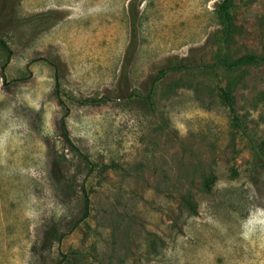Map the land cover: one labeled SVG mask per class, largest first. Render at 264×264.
Listing matches in <instances>:
<instances>
[{"label":"rangeland","instance_id":"rangeland-1","mask_svg":"<svg viewBox=\"0 0 264 264\" xmlns=\"http://www.w3.org/2000/svg\"><path fill=\"white\" fill-rule=\"evenodd\" d=\"M221 1H13L0 27V264H264V166L250 142H264V64H219ZM232 9L243 29L230 56L264 54V0ZM175 60L184 67L154 82ZM57 76L94 170L61 137Z\"/></svg>","mask_w":264,"mask_h":264},{"label":"trees","instance_id":"trees-1","mask_svg":"<svg viewBox=\"0 0 264 264\" xmlns=\"http://www.w3.org/2000/svg\"><path fill=\"white\" fill-rule=\"evenodd\" d=\"M5 1L6 2H4L0 6V27L3 25L12 24L13 22V17H12L13 14L11 15L10 11L11 13L13 12L12 10H10V8H12L14 0H5ZM234 2L235 0H222L217 5V13H218L220 22L223 25V28H222L223 42H224V45L227 51L225 53L218 54V62L221 66H223L228 71H235L236 69H239L244 65L264 64V54L260 55L254 52H247L243 54L242 56L238 58H234V59L232 56H230V53H229L230 45L232 44V42L235 41V37L237 35L242 34V29H243V27L238 25L235 21L236 17L232 9ZM131 17L133 21L132 23L133 29H134V32H136V27H135L136 26L135 25L136 16L135 14H132ZM0 45L3 48H7L6 42L1 37H0ZM135 49H136V41H133L129 47V52H128L126 63H125V70L123 72V77L127 74V65L129 64L131 57H132V53ZM184 64L185 63L182 60H175L172 63L167 64L166 66L160 69L159 77L154 82H156L160 77L164 76L169 70L183 68ZM56 79H57V82H56L57 98L59 100V103L63 106V108H65V112L60 122V132H61V137L63 139V142L66 145L67 149H69L70 151L76 154L81 155L87 161V163L90 164L91 169L94 170L96 167L95 162H93L90 159L88 154L84 153L80 149V147L75 143V141L73 140L70 134L69 128L67 126V121H66V118L68 117L70 113V108L68 107L66 101H64V99L62 98L58 76L56 77ZM220 91H221L223 102L225 103V105H227L230 108L231 112L233 113L234 125L239 130H243V122L235 109V98L231 90V86L228 85L226 87H220ZM123 92L125 95L127 96L129 95L127 91L123 90ZM151 98H152V95H148L147 99L149 101H151ZM106 99L107 97L104 96L100 99H87L85 100V102L100 103ZM150 104H153V103L150 102ZM250 142H251V147L253 150L254 162L256 164H259V165L261 164V166H264V142L258 143L256 140H253V139H251ZM53 166H54V171L56 175L58 176L61 171L60 161H55ZM114 167H116L114 163L105 164L103 165L102 170H106V169L114 168ZM215 181H216V176L214 174H210L209 176L205 175L203 177V182H202L204 190L207 192H210L212 190V187ZM82 190L84 191V194H85V207H84L85 213L83 215V220H85L89 216L90 198L88 196L89 194L87 192L85 184L82 185ZM181 199H182V203L184 206H186L192 213H196L197 205L196 203H194V201L192 200L189 194H183ZM66 234L67 233H60V231H58L56 228H51L47 232V235L49 238L55 241H58V242H60ZM68 256L69 255H65V258L63 260V262H66L65 264H77L75 261L68 258ZM59 264H62V262H60Z\"/></svg>","mask_w":264,"mask_h":264}]
</instances>
